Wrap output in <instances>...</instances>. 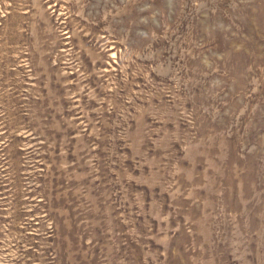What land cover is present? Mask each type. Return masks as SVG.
Returning <instances> with one entry per match:
<instances>
[{"label":"rangeland","instance_id":"1","mask_svg":"<svg viewBox=\"0 0 264 264\" xmlns=\"http://www.w3.org/2000/svg\"><path fill=\"white\" fill-rule=\"evenodd\" d=\"M0 264H264V0H0Z\"/></svg>","mask_w":264,"mask_h":264}]
</instances>
